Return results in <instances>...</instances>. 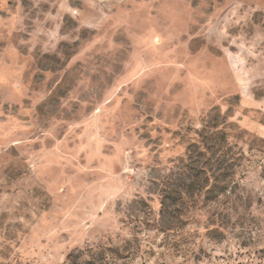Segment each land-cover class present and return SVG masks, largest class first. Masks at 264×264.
<instances>
[{"label": "rangeland", "instance_id": "obj_1", "mask_svg": "<svg viewBox=\"0 0 264 264\" xmlns=\"http://www.w3.org/2000/svg\"><path fill=\"white\" fill-rule=\"evenodd\" d=\"M0 264H264V0H0Z\"/></svg>", "mask_w": 264, "mask_h": 264}]
</instances>
